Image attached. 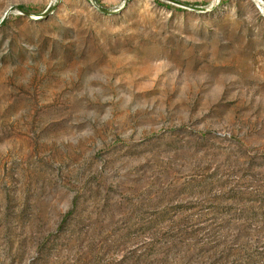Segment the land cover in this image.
Here are the masks:
<instances>
[{
	"label": "rangeland",
	"instance_id": "rangeland-1",
	"mask_svg": "<svg viewBox=\"0 0 264 264\" xmlns=\"http://www.w3.org/2000/svg\"><path fill=\"white\" fill-rule=\"evenodd\" d=\"M0 264H264V0H0Z\"/></svg>",
	"mask_w": 264,
	"mask_h": 264
},
{
	"label": "trees",
	"instance_id": "trees-1",
	"mask_svg": "<svg viewBox=\"0 0 264 264\" xmlns=\"http://www.w3.org/2000/svg\"><path fill=\"white\" fill-rule=\"evenodd\" d=\"M23 13H26V9L24 7H18Z\"/></svg>",
	"mask_w": 264,
	"mask_h": 264
}]
</instances>
